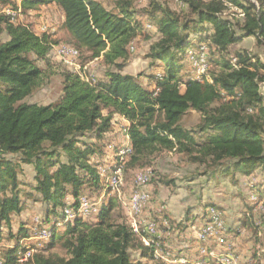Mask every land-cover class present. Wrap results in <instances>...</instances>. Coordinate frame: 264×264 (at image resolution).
<instances>
[{
    "label": "trees",
    "instance_id": "1",
    "mask_svg": "<svg viewBox=\"0 0 264 264\" xmlns=\"http://www.w3.org/2000/svg\"><path fill=\"white\" fill-rule=\"evenodd\" d=\"M255 1L187 0L189 12L184 14L157 0L143 13L133 0H116L115 10L100 0H0V243L33 233L32 222L14 235L11 215L24 210V198L35 199L53 211L41 216L43 225L60 217L68 222L60 233L55 220L44 249L30 256L32 264H165L156 257L161 250L156 237L150 236L154 243L146 244L128 222L114 219L118 196L103 195L102 180L111 183L99 166L113 168L120 150L114 162L108 160L102 151L104 135L116 115L130 122L125 127L133 153L125 167L145 165L159 151L174 150L205 166L210 176L250 175L264 168V62L247 50H232L246 37L264 44V0ZM52 3L62 10L63 26L77 49L109 67L104 76L93 79L84 72L54 70L48 58L59 43L5 11L40 14ZM142 14L156 23L161 35L151 45L153 64L159 63L146 75L147 85L141 75L123 72L130 46L143 32ZM201 46L207 48L210 65L214 61L219 69L198 79L185 57L188 49ZM54 74L61 78L58 100L28 102ZM190 110L201 120L188 129L181 120ZM20 162L34 168L31 191L21 190ZM255 191L263 201L264 183ZM69 194L74 202L65 207ZM83 199L94 203L88 215L82 211ZM66 208L72 210L70 219ZM168 221L172 229L173 221ZM3 222L9 228L6 235ZM58 242L66 255H45ZM20 249V243L0 244V264L21 262Z\"/></svg>",
    "mask_w": 264,
    "mask_h": 264
},
{
    "label": "rangeland",
    "instance_id": "2",
    "mask_svg": "<svg viewBox=\"0 0 264 264\" xmlns=\"http://www.w3.org/2000/svg\"><path fill=\"white\" fill-rule=\"evenodd\" d=\"M100 1H102L109 9L115 10L116 0ZM151 1L152 0H133L135 8L142 13L146 9L150 8ZM157 1H159L162 5H166L173 9H176L180 13L186 14L189 12L187 0ZM252 1L256 2L255 0ZM232 8L233 10H239L236 7ZM239 11L241 12V10ZM6 13L13 15V9L10 8ZM16 19L22 21L25 24H30L33 30L38 34H50L51 37H53V39H55L59 43V45L66 44L76 47V44L74 43L71 34L63 26V12L56 6L52 8H42V12L40 14H36L35 12L32 13L31 10L27 11L26 13L20 12V14L17 15ZM140 19L143 21L144 24L143 32H141L131 44L129 50V57L126 60V65L123 68V72L130 73L133 75H141V77H146V75H149L152 71L157 70L155 69V63L157 64L159 62H154L153 64V58L150 57V49L151 45L158 40L159 34L157 32V29H154V27H152V25L156 23L152 19H150V17L142 14ZM78 49L79 56L76 58H69L60 56L59 53L56 51V48H54L57 54L53 51L50 54V57L48 58L53 64V69L56 71L60 69H70L78 73L84 72L89 77L94 79L96 77L99 78L104 76L109 67L104 64L102 59H92L90 58L89 52L79 47ZM238 49L247 50L252 55L259 56V58L264 62V44L259 43L256 38L246 40L244 43L240 44V47L234 45L232 48V50ZM190 50L198 51V49H188L186 51L185 61L187 64L189 62V66L192 67V64L190 63L188 58V51ZM215 59H217V57H215ZM38 63L43 67L46 66L45 62H43L42 60H40ZM214 69H219V65L213 61L212 65H210L209 72L212 73ZM196 75H198L197 71L195 72V76ZM61 88L62 87L60 75L54 74L47 82H45L40 87L36 88L33 94L26 98V100L28 102H37L40 104H48L51 102H55L61 95ZM261 91L264 93V83L261 85ZM200 120L201 115L195 110H190L185 114V116L181 120V125L188 129L195 128L197 127ZM128 123H130L128 120L124 121L121 118H118V120H116V123L114 124L115 126L113 125L114 134L109 135L107 138L108 141H112L114 145H119V147H116L117 149L115 153L112 149L113 147H108L109 143L107 142V139L105 145L108 148H104L103 146H101L103 147L102 151H104L107 158H111L110 156L113 154L111 162L114 161L117 151L125 147V145H127V142L130 143L129 140H126L124 143L121 142L124 137L123 128ZM14 157H16V160H18L17 156ZM19 164L21 165V162ZM205 169V166L198 165L197 163L192 162L189 157L185 154L179 153L174 150H162L153 155L150 158L149 162L145 165H132L130 163H128L126 167L124 165L121 179L119 183L114 187V189H112L113 187L110 189L111 185H107V182L105 180H102V188L104 189L103 195L110 192L111 194H117V196L119 197L117 198L119 206L116 207L113 212L114 219L119 222L126 221L130 225H132L131 223H133L134 221L137 223H141L139 220L140 216L143 211L147 208L150 201L151 206L148 211L149 214H147V218H154L158 221L159 217L168 216V214L173 219H175L174 221H178L181 218L184 219L183 216L186 217L188 213L191 214L194 210L200 212L203 208H205V205H219L217 204V202L223 203L222 205L225 206L228 205V207L231 209L232 216L230 217V220L232 219V217H235V219H237L236 217L239 214H241V217L245 218V212L249 211L248 206L246 204L247 201H249L253 205L258 202L254 205L255 208L253 207L254 209L250 210L251 213H257V215H260V210H262L261 213L264 211V203H259L256 191L251 190L249 186H240V184H238L240 182L238 180L235 181L236 176L239 173L235 174L234 177L217 175L216 177H214V182L209 183L208 179L212 176H210L209 173H206ZM18 171L20 173L18 175H21V177H23L21 179L19 178L21 180V190L25 192L31 191L36 183L34 181L35 172L33 173L32 170L31 174V171L28 170L26 166H24V169H22V166H19ZM22 171H24V173ZM165 181H171L170 185L164 184ZM216 189L222 190V192H217L219 190ZM140 191L147 195V199L146 202L144 201L143 203V211L140 210L138 212L139 214L135 215L134 213L136 211H134V209L132 208V195L136 196V192ZM179 199H184L187 202L182 203ZM85 203L87 206L93 207V204L91 202L85 200ZM69 204L72 203H66L65 207ZM182 207L187 208H184L183 210ZM131 208L134 213H132ZM219 210L222 213L224 211L220 207ZM130 215L134 216V220L132 219V217H130ZM60 218L54 219L51 221V223L43 225L45 221L40 216H38L34 219L33 228H38L40 226L50 227L53 225V222H55V220H58V222L55 223V226H58L60 228L59 232L63 233V231H65L64 225L68 221L66 220L64 222L63 219L60 220ZM259 219L260 221H262V223H264V213ZM229 223L230 221L228 220V224ZM159 230H162L163 233L162 226H160ZM244 231L245 230H243V234H245L246 232L249 233L248 236H246V239L252 236L254 237L253 239L255 241V239L258 238V234L256 232H254L255 235H253V231H250L248 229H246L245 232ZM35 232L36 231H33V233L31 234L32 240H34L33 243L30 242V240H23V238L20 240L21 249L19 250L18 254L21 257L24 256L22 258L24 261L21 260V263L19 264H32V262L30 261L31 257L28 260H26L25 258L29 257V253L33 254L34 252H38L39 250L44 249L46 244L45 242L49 241V239L44 241V244L42 243L41 247L38 248L37 240L34 236ZM256 235L257 237H255ZM142 237L145 243L147 244V237L145 235H142ZM4 241L8 242L9 238H5ZM254 241L249 244V252L253 249V251H255V254L257 252H260V256L264 258V243H259L260 241H256L258 244V246H256V244H254ZM8 243L9 245H12L10 243L13 242L9 241ZM29 247L34 248V250H30L28 252L27 250L30 249ZM45 255L65 256L66 252L61 248L60 243L58 242L53 248H51L50 250H46ZM208 255H210L209 257H211L212 252L208 251ZM204 258V262H207L209 260L206 257Z\"/></svg>",
    "mask_w": 264,
    "mask_h": 264
},
{
    "label": "crops",
    "instance_id": "3",
    "mask_svg": "<svg viewBox=\"0 0 264 264\" xmlns=\"http://www.w3.org/2000/svg\"><path fill=\"white\" fill-rule=\"evenodd\" d=\"M55 6L56 5L52 3L49 5H45L42 8H48V7L52 8ZM9 9L10 8H7L5 11L7 12ZM62 21H64V14H63ZM152 27H154V29H157L156 26L152 25ZM157 32L160 37L161 36L160 32L159 31ZM253 38L255 37H246L242 41H240L238 44H236V46L240 47L241 43H244L246 40H251ZM140 81L144 85H147L148 83H150L148 78L146 77H140ZM118 118H121L122 120L127 121L126 118L116 115L114 118L113 125L116 123L115 121L118 120ZM113 125H112L111 131H109L108 133L104 135L105 142L109 135L114 134L113 129L115 125L114 126ZM125 129L126 127L123 128L124 137L121 141L122 143H124L126 140L127 141L129 140L128 139L129 137L126 134ZM107 142L109 143L108 147H111V148L113 147L112 149L114 151V147L116 145H114L112 141H108V139H107ZM106 147L107 146L104 145V148ZM110 157L111 158H108V160L112 159L113 154ZM20 166H22V169H24V166H26V168H28V170L31 171V174H32V170L34 173V168L32 167L31 164L21 163ZM22 172L24 173V171ZM216 176L217 175L209 177L208 179L209 183L214 182V179H215L214 177ZM227 177H232V176H227ZM19 178L21 179L23 177L19 175ZM237 180L240 182L238 183L240 184V186H249L251 190L259 189V187H261L264 183V168L259 167L250 175L238 174L236 176L235 181ZM216 190H219V189H216ZM217 192H222V190H219ZM36 197H40V195L36 193ZM64 200L66 201V203L74 202V198L70 194L67 195ZM179 200L182 203L187 202L184 199H179ZM22 202L25 206L24 210L20 213H13L11 215V225H12L11 231L14 235L18 234V231L21 225L28 228L30 227L32 222L34 223V219L36 217L38 216L41 217L46 214H53L52 213L53 211H51V206L49 207L45 202L41 200L24 198ZM260 202L263 204L264 199L263 201H259V203ZM217 204L219 205H214V206L216 207L218 206V208L220 207L224 210L222 211L224 213V219L226 222L227 230L225 231L224 236H220L219 238L218 236H214V237H211L210 240L208 241L209 249L212 252V256L211 257H209L208 255L206 256V258L209 260L205 264H221L220 262L221 257L226 255L228 252H232L231 258L236 257L235 258L236 260L229 259L228 263L226 264H229V263L231 264H264V258L260 256L261 254L260 252L259 253L257 252L255 254V251H253V249L252 251L249 252L250 248L248 247H250L249 244L254 241L253 239L254 237L250 236L246 239V236H248L249 233L246 232L245 234H243V230L246 231V229L253 231L252 232L253 235H255L254 232H256L258 234V238L255 239L254 244L258 246L257 242L259 241H260L259 243H264V232H263L264 223H262V221H260L259 219L261 215L264 213V211L261 213L262 210H260V215L259 214L257 215V213H251L250 210L255 208L254 207L255 204L253 205L252 203L247 201L246 204L248 206L249 211L245 212V218L241 217V214H239L236 217L237 219H235V217H232V219L230 220V217L232 215H231V209L228 207V205L226 206L222 205L223 203H220V202H217ZM150 206H151V201L144 211L143 209L141 210L143 211V213L141 214L139 220L142 224L151 219H154V218H147V214H149L148 211L150 209ZM182 206H186V205H182ZM182 208L184 210V208H187V207H182ZM92 210H94L93 207L92 209H89V213H91ZM205 210L206 208H203L200 212L197 210H194L191 214L187 212L188 213L187 216L186 217L183 216L184 219L181 218L178 221H174L175 219H173L169 214L168 216L159 217V221L155 219L158 223L157 225L158 233H157V236H155L157 239V243L161 245L159 247L163 253L164 251L170 253L169 258L167 259V258H163L160 252H156V257L160 261H163L165 264H194L196 260L202 258V254L200 253L201 245H199V241L197 237H198L199 230L201 229L200 227H202L203 224H205L204 222H206V217H204L203 215ZM132 213L134 212L132 211ZM88 214H85V215H88ZM134 214L138 215L139 213L135 212ZM168 219L173 221L172 229H168L170 227ZM228 220L230 221L229 224H228ZM180 221L182 222V225L178 227L176 224L177 222H180ZM160 226H162L163 233H162V230L161 231L159 230ZM1 228L3 229V235H6L9 233V228L5 224V222H3V226ZM255 237H257V235ZM20 239H16V236H14L12 239L9 240L10 242H13V243H10L12 245H9L8 243L9 241L8 242L4 241L5 239H3V241L0 244L5 247L13 246L16 243L17 244L20 243ZM23 240H30V242L32 243L34 242V240H32V235H30L29 237L23 238Z\"/></svg>",
    "mask_w": 264,
    "mask_h": 264
},
{
    "label": "bare ground",
    "instance_id": "4",
    "mask_svg": "<svg viewBox=\"0 0 264 264\" xmlns=\"http://www.w3.org/2000/svg\"><path fill=\"white\" fill-rule=\"evenodd\" d=\"M63 49H66V50H63ZM69 51L76 52V53H70ZM57 52L62 57L76 58V57L79 56V49H77L76 47H73L71 45H66V44L58 45L57 46ZM188 58H189V61L197 62V63H199V66L202 67L201 70H198L197 68L192 67L195 70V72L197 71V73H198V75H196V78L202 79L203 76L206 73H208L209 68H210V63H209V60H208V51H207L206 46H201L200 48H198V51L197 50L188 51ZM132 153H133V147L131 145V142L130 143L127 142V145H125V147L120 149V152L118 153V158L116 159V160H118V162L114 165L113 168L111 166H109V165H107V166H104V165L102 166L101 165L100 166L101 174L104 175V177L107 178L106 180L110 181V183H111V185L113 187H115L119 183V181L121 179L122 172H123L125 160ZM116 175H117V177H116ZM112 189H114V188H112ZM136 193L137 194L135 196V205H132V208L134 209V211L139 212L140 210H142L144 208L143 203H144V201L146 202L147 195L144 194L142 191L136 192ZM82 201L84 203L83 206H82V211L84 213L85 210H87V213H84V214H88L89 213V206L86 205L84 199ZM64 211H66V215H67V217L69 219L73 216L72 210L70 208H66V210H64ZM209 211L213 212V220L224 221V222H221V230H222V234H224L225 231L227 230L226 222H225V219H224V213H222L219 210V208H217V207H211L209 209ZM149 222L153 223L155 225V228H157V224L154 221H147V222H145L143 224L142 223H137V222L131 223L132 224L131 226L133 227L135 232H137L138 234L142 233L143 235H146V237L148 236V238L146 240L147 244H150V240H149L150 236H154V237L157 236V234L151 232V227L148 225ZM200 228L201 229L199 230L197 238L202 243V245L200 246V253L202 254V256L204 258V257H206L208 255V251H210L209 247H208V241L210 240V238L214 237V236H218V238H219L221 235H219V233H216L217 230H218V222L207 221ZM43 231H45V239H43V236H39L37 234V232H43ZM34 236L36 237L37 247L39 248V247H41V245H42V243L44 241L50 239V237H51V229H50V227L40 226V227L36 228V232H35ZM30 250H34V248H30L27 251L29 252ZM157 252H160L162 254L163 258H167V259L169 258V255H170L169 252H164L163 253L162 250L157 251ZM31 255H32V253H29V257L28 258L26 257L25 259L28 260ZM208 256H210V255H208ZM231 257H232V252H228L226 255L222 256L221 259H220L221 264L222 263L223 264L228 263V261H229V259ZM21 260H23V259H21ZM200 262H202V258L196 260L194 262V264H198ZM203 262H204V260H203ZM229 264H231V263H229Z\"/></svg>",
    "mask_w": 264,
    "mask_h": 264
},
{
    "label": "built area",
    "instance_id": "5",
    "mask_svg": "<svg viewBox=\"0 0 264 264\" xmlns=\"http://www.w3.org/2000/svg\"><path fill=\"white\" fill-rule=\"evenodd\" d=\"M256 3V2H255ZM20 12H21V10L20 9H18V10H13V15H14V17L15 16H17L18 14H20ZM63 50H66V49H63ZM70 53H76V52H71V51H69ZM191 62V61H190ZM191 64H192V67H194V68H197L198 70H201V68L202 67H200L199 66V63H197V62H191ZM116 177H117V175H116ZM112 187H110V189H111ZM92 204H94L93 203V200H92ZM132 205H135V196H133L132 195ZM89 209H92V206H90V208ZM127 209H128V206H127ZM207 210V214H206V221H210V222H218V230H217V232L216 233H219V235H221V236H224V234H222V230H221V222H224V221H216V220H213V212H210V211H208V209H206ZM84 213H87V210H85V212ZM132 217V219L134 220V216H131ZM135 222V221H134ZM148 225L151 227V232H153V233H155V234H157L158 233V228H155V225L153 224V223H148ZM32 231H36V228H33V226H32ZM37 234L39 235V236H43V239H45V231H43V232H37ZM150 243H154V242H150ZM24 256H22L21 258H23ZM230 259H233V260H236L235 258H230ZM206 262H203V256H202V262H200V263H198V264H205Z\"/></svg>",
    "mask_w": 264,
    "mask_h": 264
}]
</instances>
